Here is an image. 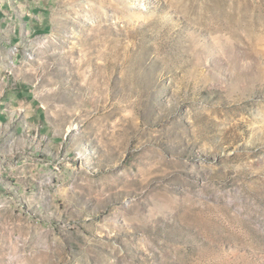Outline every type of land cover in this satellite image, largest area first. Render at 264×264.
Wrapping results in <instances>:
<instances>
[{
  "label": "rangeland",
  "instance_id": "rangeland-1",
  "mask_svg": "<svg viewBox=\"0 0 264 264\" xmlns=\"http://www.w3.org/2000/svg\"><path fill=\"white\" fill-rule=\"evenodd\" d=\"M22 5L0 264H264V0Z\"/></svg>",
  "mask_w": 264,
  "mask_h": 264
},
{
  "label": "crops",
  "instance_id": "crops-1",
  "mask_svg": "<svg viewBox=\"0 0 264 264\" xmlns=\"http://www.w3.org/2000/svg\"><path fill=\"white\" fill-rule=\"evenodd\" d=\"M7 7H9V6H7ZM10 8V7H9ZM23 8V9H22ZM6 12H8V10L7 9H4ZM17 10L19 11V12H22V11H24L25 13L23 14V16H20L21 17V20H20V22H18V23H16L15 21H12L13 22V24L12 25H7V24H5V26L4 27H2V28H0V30H1V32L2 33H4L6 30H7V28H9L8 30H7V32H11L10 33V36L12 37V35L13 36H17V34L18 33H20V30H21V24H25V27H27L26 26V24H27V21L24 19V17L26 16V14H27V12H29V10H35V8H33L32 9V7L30 8L29 6H26V5H22L21 7H17Z\"/></svg>",
  "mask_w": 264,
  "mask_h": 264
}]
</instances>
